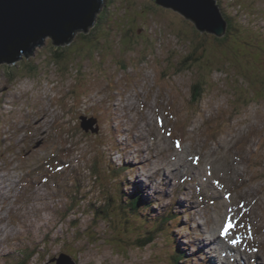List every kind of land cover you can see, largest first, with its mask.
I'll use <instances>...</instances> for the list:
<instances>
[{
    "label": "rangeland",
    "instance_id": "1",
    "mask_svg": "<svg viewBox=\"0 0 264 264\" xmlns=\"http://www.w3.org/2000/svg\"><path fill=\"white\" fill-rule=\"evenodd\" d=\"M218 1L232 25L226 22L224 41L153 0H105L108 11L102 8L99 24L84 29L83 37L62 46L45 38L30 57L0 64V264H17L29 255L22 249L33 251L24 264H48L60 253L77 264H177L178 250L187 257L180 264H208L209 253L193 255L191 245L205 238L203 231L213 232V223L224 228L215 218H223V201L214 187H199L190 170L176 168L169 182L160 176L165 168L150 160L157 155L173 168V157L183 154L191 167L193 156L200 159L197 167L208 163L209 181L225 184L232 205L244 201L245 214L255 201L250 225L259 249L242 251L251 257H238V264H264V0ZM135 14L139 34L132 38L127 32ZM82 114L99 119L98 134L81 129ZM156 115L172 136L160 132ZM174 137L182 152L174 149ZM211 159L225 161L224 167L213 169ZM55 160L62 163L58 171ZM120 163L137 167L117 175L112 167ZM137 177L146 189L152 183L144 192L151 210L143 211L150 228L143 214L117 207L121 195L130 200ZM169 211L186 214L165 225L170 243L167 229H154Z\"/></svg>",
    "mask_w": 264,
    "mask_h": 264
},
{
    "label": "water",
    "instance_id": "2",
    "mask_svg": "<svg viewBox=\"0 0 264 264\" xmlns=\"http://www.w3.org/2000/svg\"><path fill=\"white\" fill-rule=\"evenodd\" d=\"M194 21L200 31L216 36L225 33L227 24L212 0H157ZM102 0H0V64L16 63L32 53L28 42L38 45L45 37L54 44L70 42L75 29L94 23ZM57 264H74L61 255Z\"/></svg>",
    "mask_w": 264,
    "mask_h": 264
},
{
    "label": "bare ground",
    "instance_id": "3",
    "mask_svg": "<svg viewBox=\"0 0 264 264\" xmlns=\"http://www.w3.org/2000/svg\"><path fill=\"white\" fill-rule=\"evenodd\" d=\"M220 37V36H219ZM221 38V37H220ZM164 126V125H163ZM139 135V134H138ZM140 140H141V138H140ZM155 141V140H154ZM155 143V142H154ZM143 144L145 145V148H150L149 147V143H144L143 142ZM153 144V143H152ZM153 146V145H152ZM173 147H174V149H176V147H175V145H173ZM172 150V149H171ZM177 150V149H176ZM209 151V150H208ZM150 152H151V150H150ZM182 152V151H181ZM162 153V152H161ZM170 153V152H169ZM196 153V152H195ZM200 153H202V154H204V155H207V152H205V151H202V152H200ZM219 153V152H218ZM208 154H209V152H208ZM215 154V153H214ZM171 155V154H170ZM179 155V154H178ZM185 156H187V155H185V154H183V155H180V156H177V157H173V162L171 163V167H173V168H169V167H166L164 164H163V161H159L158 160V157H157V155H151V157L152 158H150V160H153V159H156V166L157 167H159V168H165V172L163 173V174H160V176H163V178L164 179H167V180H169V182H170V174H171V172L173 171V170H175L176 168H178V167H181L182 168V170L181 171H186L187 173H189V170H190V172H191V179L192 180H194V178L195 179H198L199 181H198V186L200 187H203V188H205V187H214V192L215 193H217V195H218V197L220 198V199H223L224 198V192H220L210 181H203V177H204V172H205V170H208L207 169V167H208V163H205V166H203V165H201V166H199V167H197L196 165L194 166V167H191L190 165H188V164H186L185 162H182V160L183 159H185ZM190 157V156H189ZM192 157V156H191ZM207 156H205L204 158H206ZM170 158H172V156H170ZM210 158H212V157H210ZM209 158V159H210ZM189 159V158H188ZM121 160V159H120ZM189 160H192V159H189ZM200 159H198L197 161H199ZM130 161H133V160H131V159H129V162ZM171 161H172V159H171ZM134 162H136V161H134ZM152 162V161H151ZM169 162V161H168ZM190 162V161H189ZM209 166L210 165H212L213 164V169H216V168H222V167H224V165H225V161H216V159H211V160H209ZM132 167H135L136 165H132L131 163H129ZM154 164V163H153ZM234 165V164H233ZM236 165V164H235ZM232 166V165H231ZM230 168H233V167H230ZM229 168V169H230ZM238 168V167H237ZM117 169H119L122 173L123 172H125V171H127L128 169H129V167H128V165L126 164V163H120V165H119V167L117 168ZM158 170H160V169H158ZM188 170V171H187ZM212 170V169H211ZM220 170V169H219ZM222 170V169H221ZM180 171V172H181ZM225 171V170H224ZM222 172V171H221ZM219 173H220V171H219ZM234 173V172H233ZM117 174H119V172L117 173ZM153 174H157V172H156V169L154 168V171H153ZM235 178V177H234ZM225 179V178H224ZM231 179V178H230ZM229 181V180H228ZM140 182V181H139ZM231 182V181H230ZM224 184V183H223ZM236 184V183H235ZM225 185V184H224ZM225 187H227V186H225ZM225 187H224V189H225ZM237 187V186H236ZM132 185H131V187L129 186V188H128V190H132ZM234 188V187H233ZM143 189H145V191L147 190L146 189V187H144L143 186ZM189 189H187V191H188ZM226 190V189H225ZM234 190V189H233ZM237 191V190H236ZM230 192V191H229ZM236 192H234V194H235ZM239 194V193H238ZM126 199H127V197L125 196L124 197V199H123V201L125 202L126 201ZM132 199H133V196H132ZM124 202H122V203H124ZM121 203V204H122ZM180 204V203H179ZM129 206H130V204H129ZM249 207H251V209H257L258 207H256V205L255 204H251V205H249ZM199 208V207H198ZM192 209L194 210V211H196L197 210V206H195V204L193 203V205H192ZM206 209V208H205ZM149 210H151L150 209V207H149ZM226 212V211H225ZM225 212H224V214H225ZM223 214V215H224ZM166 216H164V218H165ZM214 217V216H213ZM218 219V218H217ZM165 222H164V221ZM162 221H159V220H157L156 221V225L154 226V229L155 230H157L159 227H161V225L162 226H164V224H162L161 222H164V223H167L168 222V219H163ZM215 220V219H214ZM219 221H220V219H218ZM167 221V222H166ZM146 224H147V226L149 225V228H150V225H151V221L150 220H146ZM220 226H221V223L219 222V224H217V223H215L214 224V231L213 232H211V233H206V232H204L205 234H206V236H205V239H200V240H198V243L197 242H195L194 243V245H192V246H196L197 248H196V250L198 251V252H205L206 253V251L207 252H217V253H223V252H226V253H230V254H232L233 256H241L242 255V251H240L239 250V248H238V246H233L232 244H230V242L228 243L227 241H226V237H220L221 236V233H222V231H223V229L224 228H222V229H219L220 228ZM197 228L198 229H201L202 227L200 226V225H198L197 226ZM235 247L237 248V250H235ZM236 251H238V253L236 252ZM245 256H247V255H245ZM248 257V256H247ZM212 264H219V262H217L216 261V259L215 258H210V260H209ZM222 264V263H221Z\"/></svg>",
    "mask_w": 264,
    "mask_h": 264
},
{
    "label": "trees",
    "instance_id": "4",
    "mask_svg": "<svg viewBox=\"0 0 264 264\" xmlns=\"http://www.w3.org/2000/svg\"><path fill=\"white\" fill-rule=\"evenodd\" d=\"M153 1H155L157 4H159L158 3V1L157 0H153ZM218 3V4H217ZM159 5H161V4H159ZM105 6V7H104ZM216 6L221 10V13L223 14V16L225 17V19L228 21V29H230V27H232V25H231V23H230V17L226 14V13H224L223 11H222V4L218 1V0H216ZM102 7H104L103 8V10H106V4L105 5H103L102 4V6H101V8ZM102 9H99V11L96 13V15H95V23L92 25V29L91 30H93V28L95 27V25L97 26L98 24H99V19H100V13L103 11ZM106 11H108V10H106ZM111 11V10H110ZM135 17H137V14H135V15H133L132 16V20H133V23H134V25H133V28H131L128 32H127V35L128 36H131L132 38H135V37H137L138 36V34L139 33H137V31L136 30H134V28L137 26V24H138V21H137V19L136 20H134L135 19ZM114 20H116V18H115V16H114ZM89 29V28H88ZM232 29V28H231ZM90 30V31H91ZM89 31V32H90ZM133 31V32H132ZM76 32H77V30L76 31H74L73 32V37H75V36H79V37H83V34H84V30H82L81 32L80 31H78V34H76ZM142 33V32H141ZM224 35V34H223ZM222 35V36H223ZM218 40H226V39H224V37H221V38H217ZM49 42H51V41H49ZM29 44H28V48L30 47H33L34 45H35V43H36V40L35 41H30V42H28ZM65 44H69V42L68 43H66V42H63V43H61V44H55L54 45V43H53V45L54 46H62V45H65ZM34 50H32V52H33ZM32 53H30L28 56H23L22 55V58H24V57H30V55H31ZM63 56V54L61 55L60 54V57L58 58V59H60L61 57ZM21 58V59H22ZM17 61H19V60H17ZM11 64H16V63H11ZM16 66V65H15ZM69 66H68V63H67V66L64 68V69H67ZM7 74H11V73H8V72H6ZM28 73L30 74V71L28 70ZM237 74H239V71L237 70V72H236ZM236 74V75H237ZM19 76H21V75H19ZM19 76H17V77H19ZM241 77H243V81H246L247 80V78L245 77V76H243L242 74L240 75ZM240 76H236V78H234V80H233V84H236L237 82H238V79L240 78ZM248 81V80H247ZM90 84H92V83H90ZM243 84V83H242ZM248 84H249V86H251V84L249 83V81H248ZM238 86H241V84H238ZM252 87V86H251ZM253 88V87H252ZM194 89L195 90H197V91H199V95L198 96H196V99H198L200 96H201V94H202V87L201 86H199V84H197V85H195L194 86ZM254 90H255V92H256V94H259V95H261V90H258V89H256V88H253ZM259 89H263L262 87H259ZM264 90V89H263ZM252 99H250V98H248L247 99V101L249 102V101H251ZM124 197H125V195H121V197H120V201H121V203L122 202H124L123 201V199H124ZM124 204V203H123ZM117 207L119 208V209H121V210H123L124 212H126L127 211V209H125L124 207H122L121 205H117ZM22 251H24V252H26V253H28L29 255L27 256V257H25V259H26V261H28V259L29 258H31L32 256H33V254L31 253V252H29L27 249H22ZM21 251V252H22ZM180 258V254L177 256V258L175 257V259H176V262H178V259ZM22 264H24V262H22Z\"/></svg>",
    "mask_w": 264,
    "mask_h": 264
},
{
    "label": "snow or ice",
    "instance_id": "5",
    "mask_svg": "<svg viewBox=\"0 0 264 264\" xmlns=\"http://www.w3.org/2000/svg\"><path fill=\"white\" fill-rule=\"evenodd\" d=\"M177 146L179 147V143L177 142ZM231 224H230V222L229 223H226L225 224V226H224V230L222 231V235H226L227 234V232L229 231V229L231 228ZM232 243H237L238 241L237 240H232L231 241Z\"/></svg>",
    "mask_w": 264,
    "mask_h": 264
},
{
    "label": "clouds",
    "instance_id": "6",
    "mask_svg": "<svg viewBox=\"0 0 264 264\" xmlns=\"http://www.w3.org/2000/svg\"><path fill=\"white\" fill-rule=\"evenodd\" d=\"M95 15H96V14H95ZM94 21H95V17H94ZM92 25H93V24H92ZM79 29H81V28H79ZM76 30H78V29H75L74 31H76ZM199 32H200V31H199ZM73 36H74V35L72 34V39L70 40V42L73 40V38H74ZM45 38H50V37H45ZM45 38H44V40H45ZM44 40H43V41H44ZM43 41H42V42H43ZM42 42H41V43H42ZM70 42H69V43H70ZM66 43H68V42H66ZM31 48H32V47H31ZM33 48H34V46H33ZM93 214H95V213H93Z\"/></svg>",
    "mask_w": 264,
    "mask_h": 264
}]
</instances>
